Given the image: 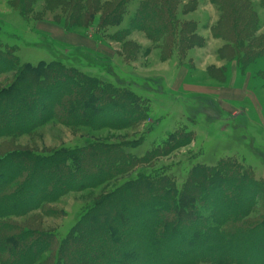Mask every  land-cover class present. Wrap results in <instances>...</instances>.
<instances>
[{"label": "trees", "instance_id": "obj_1", "mask_svg": "<svg viewBox=\"0 0 264 264\" xmlns=\"http://www.w3.org/2000/svg\"><path fill=\"white\" fill-rule=\"evenodd\" d=\"M13 1L24 13H28L30 3H34V0ZM89 1H73L68 17L70 25L84 28L91 25L94 13L86 10ZM115 1L114 9L101 16L102 26H119L124 20L125 6L132 0ZM212 1L223 13L213 32L215 37L226 39L227 46L233 49L235 45L242 52L261 48L262 41L253 40L260 24L255 13L251 8L249 10L247 1ZM181 3L183 0H142L130 19L129 29H126L146 31L156 42L164 39L166 52L178 45L181 49L202 47L205 42L194 33L196 29L192 24L179 26L177 6ZM188 6V3L182 6L185 13L191 8ZM14 49L15 46L0 41V73H15L12 82L0 88V112L4 110L0 113V138L29 132L53 118L65 125H91L95 129L136 127L148 119L151 100L136 92L127 82L92 75L60 60L21 64ZM260 55V52L251 54L249 62ZM62 82L65 87L59 88ZM90 97L96 103L97 113L108 114L117 110L126 112V115L92 126L91 117L85 116H95L96 111L90 113L79 109L80 104L89 103ZM40 104L46 108V112L40 114L42 118L37 113ZM33 117L36 118L32 122ZM191 136V132L173 133L162 145L143 156L128 150L139 146L141 138L117 143L87 140L76 147L45 153L16 149L1 153L0 264H81L76 254L83 251V245L90 248L94 244L97 245L96 252L91 251L83 264H264V250L260 249L264 248V213L259 218L250 217L253 206L258 203L264 206V185L247 169L239 171V165L233 161L211 167H193L181 189L163 169H143L93 202L61 240L53 233L17 228L6 221L12 215H23L57 202L62 195L73 190L72 184L77 183V189H81L87 183L97 186L130 174L138 165L151 163L159 156L169 155L188 145ZM7 165L11 167L6 168ZM16 166L20 169L16 170ZM89 178L92 181H87ZM232 180L233 189L238 193L228 196L233 208L224 213L227 204L222 202L219 193L222 192L221 185L227 187ZM242 184L247 185L252 194L251 205L238 202L243 196ZM160 207L163 211L159 210ZM111 208L116 210L114 216L100 218L99 213L107 215ZM141 213L144 216H140ZM98 220L104 240L101 235H86L84 232L88 221ZM192 228L195 229L193 233L190 232ZM99 240L103 242L99 243ZM249 241L250 245L260 249L258 254L239 250ZM205 242L208 244L205 251L191 250ZM179 250L181 254L174 253Z\"/></svg>", "mask_w": 264, "mask_h": 264}, {"label": "rangeland", "instance_id": "obj_2", "mask_svg": "<svg viewBox=\"0 0 264 264\" xmlns=\"http://www.w3.org/2000/svg\"><path fill=\"white\" fill-rule=\"evenodd\" d=\"M73 1L34 0L33 4L30 3L29 12L24 13L13 0H0V41L15 46L14 51L21 64L60 60L67 66L80 67L92 75L127 82L136 92L151 100L148 119L136 127L95 129L91 125H65L53 118L36 125L29 132L1 137L0 154L15 149L45 153L63 147H76L87 140L117 143L141 138L139 146L128 150L143 156L162 145L173 133L191 132L192 139L188 145L175 149L169 155L138 165L130 174L97 186L87 183L81 189H77V183L72 184L73 190L66 192L57 202L23 215H12L7 222L17 228L53 233L61 240L71 232L78 217L93 202L102 199L141 170L149 171L154 167L163 169L181 189L193 167H211L233 161L239 165V171L247 169L264 185V0H243L249 3V10L251 8L255 13L260 24L253 40L263 43L260 49L250 52H242L235 45L231 49L226 39L213 35L223 13L212 0H183V4L188 3L191 7L186 13L182 3L177 6L179 26L192 24L196 29L194 33L205 43L202 47L183 49L178 45L168 52L164 48V39L156 42L146 31L126 29H129L130 19L142 0L128 2L124 20L119 26L101 24V16L114 9L115 0H90L86 3V10L94 16L88 28L70 25L68 17ZM122 31L126 32L115 36ZM259 52L261 55L250 63L251 54ZM14 74L0 73V88L9 85ZM64 85L60 83L59 88ZM88 102L87 105L80 104L79 109L90 113L96 111L95 116H85L88 119L91 117L92 126L96 122L107 123L126 115V112L117 110L108 114L97 113L99 110H96L94 100L90 97ZM43 104L37 110L39 116L46 112ZM35 118L30 121H35ZM10 167L7 165L6 168ZM19 169L16 166V170ZM234 185L233 180L227 187L221 185L219 197L227 204L224 205V213L232 211L233 205L228 196L237 195ZM240 190L243 196L238 198V202L251 205L254 199L250 201L252 194L247 185L242 184ZM252 209L251 218H259L264 213L261 203ZM159 210L163 211L161 207ZM115 214V208H111L107 215L99 213V216L109 219ZM140 216L144 215L141 213ZM101 227L99 220L88 221L84 232L86 235H101L104 240L105 236L99 231ZM194 230L192 228L190 232ZM206 242L191 250L205 251L208 248ZM89 247L83 245V251L76 254L81 264L91 251L97 250L96 244ZM260 249L250 245V241L239 248L240 251L249 250L251 254H258ZM174 253L181 254L182 251ZM92 257L98 261L95 256Z\"/></svg>", "mask_w": 264, "mask_h": 264}, {"label": "crops", "instance_id": "obj_3", "mask_svg": "<svg viewBox=\"0 0 264 264\" xmlns=\"http://www.w3.org/2000/svg\"><path fill=\"white\" fill-rule=\"evenodd\" d=\"M237 71H238V69H237ZM238 73V72H237Z\"/></svg>", "mask_w": 264, "mask_h": 264}]
</instances>
